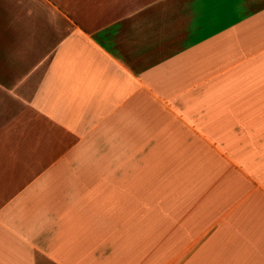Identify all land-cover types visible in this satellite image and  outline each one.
I'll use <instances>...</instances> for the list:
<instances>
[{"label":"crops","instance_id":"obj_1","mask_svg":"<svg viewBox=\"0 0 264 264\" xmlns=\"http://www.w3.org/2000/svg\"><path fill=\"white\" fill-rule=\"evenodd\" d=\"M0 264H264V0H0Z\"/></svg>","mask_w":264,"mask_h":264},{"label":"snow or ice","instance_id":"obj_2","mask_svg":"<svg viewBox=\"0 0 264 264\" xmlns=\"http://www.w3.org/2000/svg\"><path fill=\"white\" fill-rule=\"evenodd\" d=\"M3 58H4V49L2 43H0V65H2Z\"/></svg>","mask_w":264,"mask_h":264}]
</instances>
